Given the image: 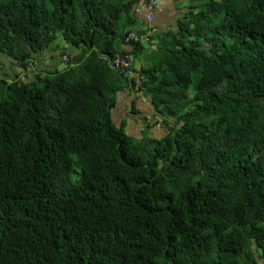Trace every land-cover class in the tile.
I'll return each mask as SVG.
<instances>
[{"label": "trees", "instance_id": "trees-1", "mask_svg": "<svg viewBox=\"0 0 264 264\" xmlns=\"http://www.w3.org/2000/svg\"><path fill=\"white\" fill-rule=\"evenodd\" d=\"M136 1L0 0L21 68L59 37L78 52L0 77V264H264V0H190L135 70L161 139L110 119L133 89L110 61L146 51L120 48Z\"/></svg>", "mask_w": 264, "mask_h": 264}, {"label": "crops", "instance_id": "crops-1", "mask_svg": "<svg viewBox=\"0 0 264 264\" xmlns=\"http://www.w3.org/2000/svg\"><path fill=\"white\" fill-rule=\"evenodd\" d=\"M141 2L142 0H137L134 7V10L139 11L136 14L139 21L137 26L142 24L141 19L144 13ZM189 6L190 0H158L153 21L156 32L151 42L144 44L146 51L134 57V70L138 71L141 67L148 65L151 49H156L159 40L176 32L177 22L184 17ZM120 48L127 51L131 49L130 46L123 44L120 45ZM66 53L69 57L78 54L76 49L67 46L61 39L59 43L51 45L49 49L32 54L31 61L34 63L32 71L21 68L19 63L0 53V77L7 81L14 78L31 81L36 75L44 77L49 72L60 70L61 67L62 69L67 68ZM110 119L116 127H123L125 133L135 139H141L144 135L161 139L167 133L150 100L142 97L127 84L115 94V105L110 109Z\"/></svg>", "mask_w": 264, "mask_h": 264}, {"label": "built area", "instance_id": "built-area-1", "mask_svg": "<svg viewBox=\"0 0 264 264\" xmlns=\"http://www.w3.org/2000/svg\"><path fill=\"white\" fill-rule=\"evenodd\" d=\"M158 7V0H142L141 8L143 9L142 24L136 29H129L124 32L123 45L129 46L131 42L141 41L148 43L151 36L156 32V28L153 25L154 14ZM135 14H138V10H134ZM65 59H69L68 54H65ZM134 57L131 53L117 54L110 61L111 68L122 77L128 78L133 86V90L139 93V85L141 81L140 75L134 70L133 67ZM34 69V63L31 61L26 65L27 71Z\"/></svg>", "mask_w": 264, "mask_h": 264}, {"label": "rangeland", "instance_id": "rangeland-1", "mask_svg": "<svg viewBox=\"0 0 264 264\" xmlns=\"http://www.w3.org/2000/svg\"><path fill=\"white\" fill-rule=\"evenodd\" d=\"M60 39H61V37H59V39L56 41V43H59L61 41ZM61 70H63L62 67H61L60 71ZM8 73H10V72H8Z\"/></svg>", "mask_w": 264, "mask_h": 264}]
</instances>
